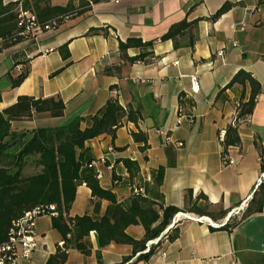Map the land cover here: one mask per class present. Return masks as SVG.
<instances>
[{
	"label": "crops",
	"instance_id": "obj_1",
	"mask_svg": "<svg viewBox=\"0 0 264 264\" xmlns=\"http://www.w3.org/2000/svg\"><path fill=\"white\" fill-rule=\"evenodd\" d=\"M225 2L232 5L213 18ZM183 19L197 22L177 37L176 46L172 39H160L171 24ZM129 38L154 40V58L129 62L125 56L142 51L129 47L123 56L119 42ZM24 68L26 76L12 86L9 75ZM239 69L250 72L261 89L248 120L237 118L239 142L226 148L234 162L223 165L218 130L229 125L236 117L237 104L250 94L247 82L225 87ZM192 74L197 76V91L190 87ZM20 95L59 96L64 109L61 117L39 113L13 120L11 124L18 128L56 125L76 116L87 118L111 95L124 108L137 109V122L123 117L114 137L102 133L86 141L92 157L88 166L100 172L96 176L99 186L110 190L117 203L129 204L132 187L137 186L148 199L180 209L176 212L179 220L164 228L163 238L147 260L137 259L140 251L133 253L127 243L112 241L101 247L97 232L91 230L84 238L90 251L70 247L63 264H118L128 256L133 264H264V202L261 210L232 227L213 228L207 221L223 222L230 210L245 207L259 190L260 184L256 188L255 184L264 160V0L90 3L86 10L65 16L54 28L1 49L0 110ZM139 130L146 134L144 150L143 142L132 136ZM124 159L133 161L136 170L130 172ZM187 189L193 197L203 193L213 215L184 209ZM92 200L99 201L97 210ZM197 203L203 205L205 200L200 198ZM110 207L108 199L94 197L91 188L81 182L66 216L88 213L99 217ZM182 213L203 219L184 218ZM171 229L177 234L168 239L166 233ZM35 231L37 247L25 264H46L49 255L63 247L64 239L52 226L49 214L37 217ZM125 232L141 239L144 228L130 224Z\"/></svg>",
	"mask_w": 264,
	"mask_h": 264
},
{
	"label": "trees",
	"instance_id": "obj_2",
	"mask_svg": "<svg viewBox=\"0 0 264 264\" xmlns=\"http://www.w3.org/2000/svg\"><path fill=\"white\" fill-rule=\"evenodd\" d=\"M99 1L101 0H80L83 7L77 13L86 10L90 3ZM231 5L232 3L225 2L212 17L215 18ZM71 7V1L60 5L51 4L47 0H15L7 3L0 0V51L36 35L23 32L25 25L19 24V14L22 11L33 13L39 24L43 26L48 21L57 19V15L65 14ZM196 22V20L183 19L173 23L160 39H172L176 46L177 37ZM153 43L154 40L129 38L119 42V50L124 56L127 48L140 47L142 49L140 53L125 56L126 59L129 62L136 60L149 62L154 58ZM66 54L63 53L64 56ZM26 74L27 68H24L15 76L9 75L11 85L19 84ZM246 82L250 86V94L247 100L237 104L236 118H243L252 112L256 96L261 89L260 83L251 76L250 72L239 69L225 86L229 87L234 83L244 85ZM63 109L64 102L59 96L34 98L20 95L14 103L0 110V243L6 240L13 218L34 206L54 204L57 214L52 215V226L61 232L64 245L49 255L46 264H63L67 257L66 249L70 247L88 253L90 250L84 238L91 230L97 232L101 247L112 241L127 243L132 246L133 253L140 251L137 259L147 260L154 253L163 235L156 243L148 246L146 252H142L147 247L146 243L160 236L180 209L172 205L164 206L161 200L148 199L141 194H134L127 205L117 203L110 190L99 186L96 173L88 166L92 157L89 148L85 145L87 140L102 133H109L114 137L115 130L122 124L123 117L137 122L139 111L124 108L118 98L111 95L97 113L87 118L76 116L56 125H41L31 129L18 128L11 124L13 120L30 119L39 113L61 117ZM83 121H85L84 126H82ZM132 136L135 140L143 142L141 149L144 150L146 134L139 130L132 132ZM238 142L236 126H231L229 123L221 152L226 151L230 144ZM123 162L130 172L136 170L133 161L124 159ZM30 163L34 164L37 170L27 174L25 169ZM261 168L264 169V160ZM81 182H85L91 188L94 197L106 198L110 201L111 207L106 214L99 217L88 213L72 218L66 216L74 199L76 185ZM258 189L239 214L230 215L228 220L218 227H232L246 215L261 210L264 202V182L260 183ZM200 198L205 200V204L197 203ZM92 204L93 209L97 210L99 201L92 200ZM208 207L209 203L203 193L193 197L191 189L185 191L184 209L211 216L213 213ZM220 213L225 216L227 212ZM130 224H140L144 228L141 239H135L125 232V228ZM176 234L177 231L171 229L167 231L166 237L173 239ZM129 259L130 256L118 264H133Z\"/></svg>",
	"mask_w": 264,
	"mask_h": 264
},
{
	"label": "built area",
	"instance_id": "obj_3",
	"mask_svg": "<svg viewBox=\"0 0 264 264\" xmlns=\"http://www.w3.org/2000/svg\"><path fill=\"white\" fill-rule=\"evenodd\" d=\"M20 21L19 24H24L25 29L24 33H33L37 34L39 31L52 29L57 25V20L52 19L45 23L43 26L39 24L37 21L36 16L31 13L30 11H22L20 14ZM244 23H240V27H243ZM219 55L222 54V50H219L217 52ZM190 87L192 91L198 90V80L196 74H192L190 76ZM115 93L118 94V90H115ZM249 115H246L243 117V119L248 120ZM237 118H233L230 122L231 126H236ZM226 134V127L220 128L218 130V138L221 144L224 141V137ZM178 144H181L178 142ZM264 159V156L261 157V160ZM221 162L223 165H228L234 162V159L231 158L227 151L221 152ZM90 165H93V162L90 163ZM96 176L100 177V172L96 171ZM264 180V169L261 172L256 184L255 188ZM132 192L134 194H141L143 195V190L140 187L134 186L132 187ZM248 199V198H247ZM246 200H244L245 202ZM243 202V203H244ZM246 206V204H245ZM242 207H236L228 213V216L225 217V220L223 222H213L210 219L207 218L208 223L213 227H218L224 224L228 218L229 215H236L239 214L240 211H242ZM42 214H49V215H56V209L54 204H48V205H37L34 206L26 211H24L20 216L15 217L11 220L9 229H8V235L4 242L0 243V264H25V262L29 259L31 252L37 247V235L35 231V225H36V219ZM184 218H192L196 220L203 219L202 216H192L187 213L181 214ZM178 214H174L172 217L171 223L168 225L166 230L171 227L174 222L178 221L180 217H177ZM162 235V234H161ZM160 236L157 238H154L153 240H149L146 245L147 248L150 243H156ZM61 245H63V242H60Z\"/></svg>",
	"mask_w": 264,
	"mask_h": 264
},
{
	"label": "rangeland",
	"instance_id": "obj_4",
	"mask_svg": "<svg viewBox=\"0 0 264 264\" xmlns=\"http://www.w3.org/2000/svg\"><path fill=\"white\" fill-rule=\"evenodd\" d=\"M49 3H60L66 4L67 1H71L72 2V7L71 9H69L65 14H59L57 15V24H59L64 18L65 16H71L74 13H77L83 6L80 3V0H47ZM46 115V114H45ZM37 168L34 167V164L30 163L27 165L26 169H25V173H33L34 171H36Z\"/></svg>",
	"mask_w": 264,
	"mask_h": 264
}]
</instances>
